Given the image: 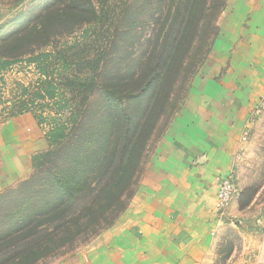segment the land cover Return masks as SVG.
<instances>
[{"label":"rangeland","instance_id":"374dc122","mask_svg":"<svg viewBox=\"0 0 264 264\" xmlns=\"http://www.w3.org/2000/svg\"><path fill=\"white\" fill-rule=\"evenodd\" d=\"M209 4L210 0H76L74 4L0 0V127L28 114L46 140V147L34 152L29 172L0 190L3 245L10 244L4 243V236L20 217L46 209L43 203L55 199L38 193L40 182L38 175L34 177L40 170L46 175L55 165L44 159L46 153L66 142L94 149L103 143L105 128L142 124L139 165L132 177L116 180V187L107 193L92 183L88 202L67 206L71 211L78 208L75 214L41 222L45 231L35 243L12 250L0 246V264H62L116 224L169 129L186 109L201 103L205 65L225 6L208 12ZM184 6L187 28L178 45L180 60L178 56L167 73L156 66V59L144 66L152 44L159 42L160 48L172 39L171 29L184 14ZM258 103H264V96ZM61 164L70 172V158ZM78 165L85 175L90 173L86 164ZM231 173L234 195L224 215L217 217L220 224L199 264H264V104L241 142Z\"/></svg>","mask_w":264,"mask_h":264},{"label":"crops","instance_id":"0c3cea01","mask_svg":"<svg viewBox=\"0 0 264 264\" xmlns=\"http://www.w3.org/2000/svg\"><path fill=\"white\" fill-rule=\"evenodd\" d=\"M205 65L201 103L160 142L118 221L62 264H199L212 232L218 179L232 172L252 108L264 96V0H226ZM46 147L30 115L0 127V190Z\"/></svg>","mask_w":264,"mask_h":264},{"label":"trees","instance_id":"16d2710c","mask_svg":"<svg viewBox=\"0 0 264 264\" xmlns=\"http://www.w3.org/2000/svg\"><path fill=\"white\" fill-rule=\"evenodd\" d=\"M70 1L74 4L76 0ZM225 1L210 0L207 8L208 12L215 9L218 12V8L224 6ZM75 6L78 11H85L83 8H78V5ZM187 9L188 7L184 6V14H181L178 20L176 19V23L171 29L172 39L166 40L167 43L163 44L160 48L156 46L159 42L151 45V49L142 61L144 66L149 67L148 64L154 62V59H156V66L160 67L162 73H167L166 69L172 66L171 63H177L180 60L178 45L183 42L184 32L187 28V20L185 21L183 17ZM208 15L209 13L207 14L205 8V17H208ZM178 56L179 60L176 62L175 60ZM128 119V116H126L123 120L127 121ZM141 125V123H138L134 127H128L127 125L123 129L113 128L112 130L105 128L102 130V135H104L103 143L94 147V149L66 142L60 145L58 149L46 153L44 159L49 158L50 161L55 162V165L52 168L50 167L48 171L46 170V175L43 176V170H40L34 177L38 175L37 181L40 182L38 193H44L43 198L54 196L55 199L43 203L46 209L36 210L29 217H20L21 220H17L15 228H12L13 230L11 229L4 236V238H7L4 240V243L8 240L10 244L3 245V241L1 240L0 246H4V248L11 247L12 250L21 244L30 245L35 243L37 241L36 237L42 231H45L42 227H39V224L54 220L53 218L59 219L65 217V215L69 214L68 212L71 215L75 214L78 208L72 211L68 210V208L79 202L83 203L84 206V203L88 202L86 198L90 192L94 191L91 188L92 183L96 182L98 187L107 193L109 189L116 187L114 184L116 180H128L132 177V174L139 165V156L141 154V149H138L142 132ZM67 157L71 159L72 166L70 172H66L61 164L62 160ZM78 163L86 164L90 173L85 175L86 173ZM38 169H41V165ZM67 206L69 207L67 208ZM17 241L20 243H17ZM12 242L13 244H11Z\"/></svg>","mask_w":264,"mask_h":264},{"label":"built area","instance_id":"2783aa9c","mask_svg":"<svg viewBox=\"0 0 264 264\" xmlns=\"http://www.w3.org/2000/svg\"><path fill=\"white\" fill-rule=\"evenodd\" d=\"M263 104L259 105L258 103L255 109H253L250 112L249 119L247 120L246 126L244 127V130L241 136V141L247 139L248 132L250 131L252 124L254 123L256 117L260 113V107L262 108ZM234 192H235V185H234L232 173H229L228 175L218 179L217 189H216V204H215V213L217 217H222L224 215V212L230 200L232 199Z\"/></svg>","mask_w":264,"mask_h":264}]
</instances>
